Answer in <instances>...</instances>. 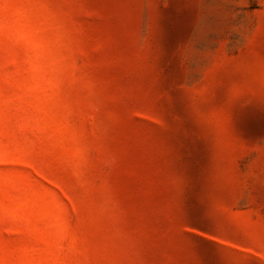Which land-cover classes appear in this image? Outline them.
Here are the masks:
<instances>
[{
  "label": "rangeland",
  "instance_id": "rangeland-1",
  "mask_svg": "<svg viewBox=\"0 0 264 264\" xmlns=\"http://www.w3.org/2000/svg\"><path fill=\"white\" fill-rule=\"evenodd\" d=\"M0 264H264V0H0Z\"/></svg>",
  "mask_w": 264,
  "mask_h": 264
}]
</instances>
